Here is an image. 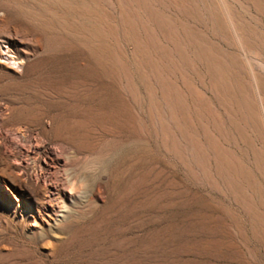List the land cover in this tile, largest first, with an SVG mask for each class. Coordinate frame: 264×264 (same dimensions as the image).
Returning <instances> with one entry per match:
<instances>
[{
  "label": "rangeland",
  "instance_id": "obj_1",
  "mask_svg": "<svg viewBox=\"0 0 264 264\" xmlns=\"http://www.w3.org/2000/svg\"><path fill=\"white\" fill-rule=\"evenodd\" d=\"M0 264H264V0H0Z\"/></svg>",
  "mask_w": 264,
  "mask_h": 264
},
{
  "label": "bare ground",
  "instance_id": "obj_2",
  "mask_svg": "<svg viewBox=\"0 0 264 264\" xmlns=\"http://www.w3.org/2000/svg\"><path fill=\"white\" fill-rule=\"evenodd\" d=\"M16 64V63H15ZM70 192V191H69Z\"/></svg>",
  "mask_w": 264,
  "mask_h": 264
}]
</instances>
